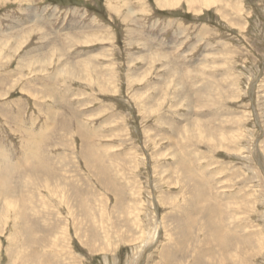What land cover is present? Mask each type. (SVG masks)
<instances>
[{
    "label": "rangeland",
    "instance_id": "374dc122",
    "mask_svg": "<svg viewBox=\"0 0 264 264\" xmlns=\"http://www.w3.org/2000/svg\"><path fill=\"white\" fill-rule=\"evenodd\" d=\"M171 1L0 0V264H264V0Z\"/></svg>",
    "mask_w": 264,
    "mask_h": 264
},
{
    "label": "bare ground",
    "instance_id": "6f19581e",
    "mask_svg": "<svg viewBox=\"0 0 264 264\" xmlns=\"http://www.w3.org/2000/svg\"><path fill=\"white\" fill-rule=\"evenodd\" d=\"M178 2H180V0H175V1H171V2H167V3H169V4H167L168 6H173V5H175V4H177ZM171 4V5H170ZM167 5H164V6H167ZM89 41V40H88ZM85 42H86V40H85Z\"/></svg>",
    "mask_w": 264,
    "mask_h": 264
}]
</instances>
